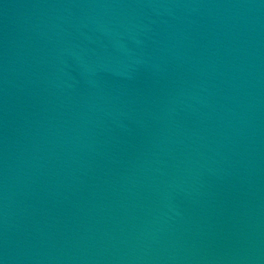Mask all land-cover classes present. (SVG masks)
I'll return each mask as SVG.
<instances>
[{
  "label": "water",
  "instance_id": "water-1",
  "mask_svg": "<svg viewBox=\"0 0 264 264\" xmlns=\"http://www.w3.org/2000/svg\"><path fill=\"white\" fill-rule=\"evenodd\" d=\"M0 264H264V0H92L0 162Z\"/></svg>",
  "mask_w": 264,
  "mask_h": 264
}]
</instances>
